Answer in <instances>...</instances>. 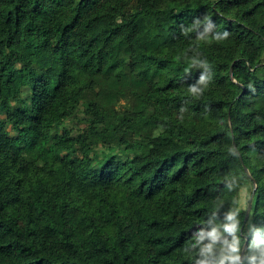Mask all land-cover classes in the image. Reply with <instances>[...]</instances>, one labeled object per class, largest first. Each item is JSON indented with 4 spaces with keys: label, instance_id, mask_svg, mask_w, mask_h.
<instances>
[{
    "label": "trees",
    "instance_id": "obj_1",
    "mask_svg": "<svg viewBox=\"0 0 264 264\" xmlns=\"http://www.w3.org/2000/svg\"><path fill=\"white\" fill-rule=\"evenodd\" d=\"M5 73L0 264H264V0H0Z\"/></svg>",
    "mask_w": 264,
    "mask_h": 264
},
{
    "label": "rangeland",
    "instance_id": "obj_2",
    "mask_svg": "<svg viewBox=\"0 0 264 264\" xmlns=\"http://www.w3.org/2000/svg\"><path fill=\"white\" fill-rule=\"evenodd\" d=\"M49 10L54 13V12L58 11V7L53 5V4H50ZM142 45H143L142 40H133L132 41V48H133L134 55H136L142 51ZM40 55L42 57H46L47 53L43 49L40 51ZM109 56L113 59L115 56V52L110 51ZM134 62L136 65L137 72L138 73H144L147 65L144 62H140V61L135 60V59H134ZM5 77H6V73L2 76V78L0 80V84H3ZM119 108H120V106H119ZM85 110H86V107L81 105L80 109H79V114L80 115L84 114ZM66 125H68V121L66 122ZM63 127L64 126H62L61 128H63ZM81 127H83V126H81ZM86 154L89 156V158L91 160L95 161L99 165L106 163L110 157H118L119 159H124L126 157V154H122L119 149H106L103 147H99L96 149L89 150L86 152ZM251 191H252V188H251L250 184H247L246 186H241L239 188V191H238L239 205H240L241 209H243V210L248 209L247 206L249 205V201L251 198Z\"/></svg>",
    "mask_w": 264,
    "mask_h": 264
},
{
    "label": "clouds",
    "instance_id": "obj_3",
    "mask_svg": "<svg viewBox=\"0 0 264 264\" xmlns=\"http://www.w3.org/2000/svg\"><path fill=\"white\" fill-rule=\"evenodd\" d=\"M227 35H228V33L225 32V33H223L222 37L218 36L217 39L226 38ZM201 83H204L203 78L201 79ZM191 91L193 93H195L197 91V89L196 88H192ZM227 219L229 221H233L234 220V214H229ZM235 227H236L235 223L229 224V225L225 226V231L231 234V233L234 232ZM206 238L208 240H210L211 243L207 244L204 248L201 249L202 254H204V253L209 254V253L212 252L213 245L219 240V235H218L217 231L215 229H213V231L208 233L207 235H205L204 233H201L198 242H202ZM224 243L227 246L226 247V252L228 254H222L220 259L218 260L217 264H225L226 261H230L231 264H236V262L238 261L239 257L236 256V255H233L234 253H236L238 251L237 241H236L235 237L233 238L231 244H228L227 241H224Z\"/></svg>",
    "mask_w": 264,
    "mask_h": 264
},
{
    "label": "water",
    "instance_id": "obj_4",
    "mask_svg": "<svg viewBox=\"0 0 264 264\" xmlns=\"http://www.w3.org/2000/svg\"><path fill=\"white\" fill-rule=\"evenodd\" d=\"M250 207H251V206L249 205V209H248V212H249V210H250Z\"/></svg>",
    "mask_w": 264,
    "mask_h": 264
}]
</instances>
